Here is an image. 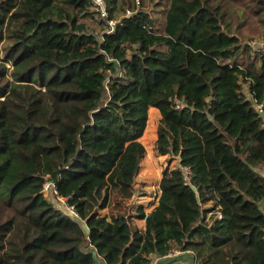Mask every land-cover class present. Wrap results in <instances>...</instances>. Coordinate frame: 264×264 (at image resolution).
Instances as JSON below:
<instances>
[{
	"label": "trees",
	"instance_id": "obj_1",
	"mask_svg": "<svg viewBox=\"0 0 264 264\" xmlns=\"http://www.w3.org/2000/svg\"><path fill=\"white\" fill-rule=\"evenodd\" d=\"M107 4L101 21L93 0H0V264H95L90 246L106 264L175 248L193 264H264V53L240 36L256 18L264 37V0L234 20L220 0ZM151 107L175 127L160 123L158 151L180 163L138 207L140 231L101 210L115 184L132 196Z\"/></svg>",
	"mask_w": 264,
	"mask_h": 264
},
{
	"label": "crops",
	"instance_id": "obj_2",
	"mask_svg": "<svg viewBox=\"0 0 264 264\" xmlns=\"http://www.w3.org/2000/svg\"><path fill=\"white\" fill-rule=\"evenodd\" d=\"M258 44H262L259 42H256ZM264 44V43H263ZM245 55V54H244ZM246 57V55H245ZM247 58V57H246ZM157 119L158 124L156 125V129L150 131V129L146 128L144 132V138L149 140L151 145H153L152 148L149 147V144L147 141H143V145L145 146L147 156L143 162V167L139 174L135 178V183H134V190H133V195L134 193L137 195V198L135 201H131L129 203L127 201L128 197L125 196L123 193V189L117 184H115V179L113 183L118 187H115L116 190L113 192L112 190L110 191V196H109V202L108 205L105 209L101 210V214H116L117 212H121L127 217H131V222L134 227H137L140 231H144L146 227V220L145 218H139L137 215V209L140 206H144L145 212L149 213L159 202V196H160V183L164 178L159 177V172L161 171L159 166H156L155 163H153V160H156L158 156H160L162 159L164 158H170L171 161H174L177 163L179 166L180 159L176 156L172 157L171 153H166L162 154L160 153L157 149L158 148V142L157 139L159 137V125L160 123L167 125L173 132H175V127L174 124L165 120L159 109L156 107H151L149 109V122L153 119ZM144 140V139H143ZM173 158V159H172ZM175 158V159H174ZM147 165L151 169V171H147ZM155 170V171H154ZM157 174H156V173ZM155 175V177H154ZM119 191L121 194H119ZM125 192V191H124ZM124 194V195H123ZM132 195V196H133ZM122 203L126 201L127 204L129 205V209H126V207H120L117 208V202ZM263 206H264V201H263ZM119 207V206H118ZM116 208V209H115ZM84 224V223H83ZM153 260H157L159 257L154 256ZM184 258V257H183ZM181 262H185L186 264L191 263V259H180L177 261L175 264H180ZM174 264V263H172Z\"/></svg>",
	"mask_w": 264,
	"mask_h": 264
},
{
	"label": "rangeland",
	"instance_id": "obj_3",
	"mask_svg": "<svg viewBox=\"0 0 264 264\" xmlns=\"http://www.w3.org/2000/svg\"><path fill=\"white\" fill-rule=\"evenodd\" d=\"M105 1L107 3V0H105ZM166 1H168V0H165V2ZM220 1L222 3H225V8H228V9H230L232 11V20H234L236 18L237 12L239 10V7H238L239 4L241 2L246 1V0H238V1H234V0H220ZM158 2H159V0H144V7H148V9H151L152 8L153 11L156 12L158 9L161 8V6L158 5ZM107 6H108V4H107ZM94 8H95V6H94ZM242 9H243L242 14L247 15L248 11H247L246 7H242ZM95 10H96V8H95ZM164 11L165 10H161L160 13L157 16L158 26L161 25V23H162V21L164 19ZM251 24H252V26H248V27L244 28L242 30L241 34H240L241 38L243 39L242 40V44L244 45V43L246 41H248V39H250L251 37H255L253 40L250 41L251 43L254 44L256 42H259V43H262L263 44L264 43V37L263 36H260V34H259V30H260V28L258 27V26H260L259 21L256 18H253V22ZM98 29H99V27L96 29V31ZM258 37H260L261 40ZM244 51H245V48L243 47L241 49V53H244ZM247 62H248V59L245 57V55H241L240 56V59H239V63L240 64H245ZM7 66H8V69H10V70H12L13 67H14V65H13V63L11 61H8L7 62ZM157 124H158V122H157V119H155V118H153L149 122V116H148V121H147L146 128L150 129V131L155 130ZM143 135H144V133H143ZM143 135L141 137L142 143H143V141H147V142L150 141V139L149 140L145 139ZM146 156H147V153L145 154V157L143 158V162H144ZM171 156L174 157L173 155H171ZM170 159H171V157L169 159L168 158L162 159L160 156H158L156 160H153V163H155L156 166L161 167L160 168L161 171L159 172V177L160 178L161 177L162 178L168 177L171 174V171L178 166L176 162L171 161ZM147 171H151V169L149 168L148 165H147ZM154 177H155V175H154ZM111 190L114 192L116 190V188L115 187H111ZM160 193H161V189H160ZM44 194H45V196L47 198H51L57 206H59L60 208H64V210L70 212L69 206L67 205V203H66L67 201L65 199H63V198H56L55 195L52 194V193H50L49 191H44ZM119 194H121L120 191H119ZM132 195H133V193H132ZM136 198H137V195L134 193L133 196L128 197L127 201L129 203H131V201H135ZM116 202H117V205H116L117 208L126 207V209H129V205L130 204H127L126 201H124L122 203H118V201L116 200Z\"/></svg>",
	"mask_w": 264,
	"mask_h": 264
},
{
	"label": "built area",
	"instance_id": "obj_4",
	"mask_svg": "<svg viewBox=\"0 0 264 264\" xmlns=\"http://www.w3.org/2000/svg\"><path fill=\"white\" fill-rule=\"evenodd\" d=\"M93 4L97 10V14L99 17V20L104 21L108 19V6L105 0H93ZM127 15L130 16L132 15V12L130 10L127 11ZM109 21V27H108V31L109 32H115L116 30V25L118 24L115 20L110 19ZM252 44V51L253 53H259L262 54L264 53V45L263 44H258V43H251ZM8 67V66H7ZM256 109L257 111L262 115L264 114V103L260 102V103H255ZM182 107V102H178L177 103V108H181ZM184 171L188 174L191 172L190 167L185 166L184 167ZM262 175L264 178V171H262ZM185 179L188 181L189 180V176H186ZM43 191H49L50 193L54 194L56 197L57 194V184L50 180V179H46L43 185ZM64 199V198H63ZM67 203V202H66ZM67 205L69 206V210L72 214L77 215V213L74 210V207L72 205H69L67 203ZM147 213V212H146ZM184 253H188L193 255V251L191 249H187V250H183L181 248H175L173 249L171 252H169L167 255L162 256L161 258H170V257H177L180 255H183ZM154 259V258H153ZM184 259V258H182ZM158 260V259H157ZM157 260H152L149 264H155ZM180 259L176 260L174 262V264L179 261ZM180 264H186L185 262H181ZM190 264H193L192 261ZM194 264H198L197 262H194Z\"/></svg>",
	"mask_w": 264,
	"mask_h": 264
},
{
	"label": "water",
	"instance_id": "obj_5",
	"mask_svg": "<svg viewBox=\"0 0 264 264\" xmlns=\"http://www.w3.org/2000/svg\"><path fill=\"white\" fill-rule=\"evenodd\" d=\"M262 117H264V114H262ZM64 209V208H63ZM83 226V229L86 233H89L90 232V228L89 226L84 223L82 224ZM89 253H91L93 255V259H94V262L95 264H106V262L100 258L96 248H94L93 246H90L87 250ZM184 255H180V256H177V257H170V258H160L156 261L155 264H172L174 263L176 260L178 259H182Z\"/></svg>",
	"mask_w": 264,
	"mask_h": 264
},
{
	"label": "clouds",
	"instance_id": "obj_6",
	"mask_svg": "<svg viewBox=\"0 0 264 264\" xmlns=\"http://www.w3.org/2000/svg\"><path fill=\"white\" fill-rule=\"evenodd\" d=\"M161 257H159L158 259H160Z\"/></svg>",
	"mask_w": 264,
	"mask_h": 264
}]
</instances>
